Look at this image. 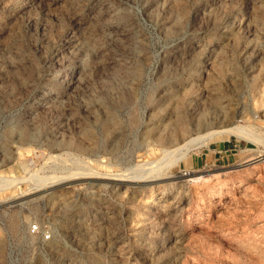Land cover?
Here are the masks:
<instances>
[{
    "label": "rangeland",
    "instance_id": "374dc122",
    "mask_svg": "<svg viewBox=\"0 0 264 264\" xmlns=\"http://www.w3.org/2000/svg\"><path fill=\"white\" fill-rule=\"evenodd\" d=\"M263 141L264 0H0V264H264Z\"/></svg>",
    "mask_w": 264,
    "mask_h": 264
},
{
    "label": "bare ground",
    "instance_id": "6f19581e",
    "mask_svg": "<svg viewBox=\"0 0 264 264\" xmlns=\"http://www.w3.org/2000/svg\"><path fill=\"white\" fill-rule=\"evenodd\" d=\"M225 133L234 134V135H237V136H240V137H248L249 138V136H246L248 134H246V132L244 131V128L242 126H240V125L239 126L238 125H234V126H230V127L223 128V129H219V130H214V129L211 130V129H208L206 132H203L202 134H199V135L194 136V137L191 136V138L187 142H185L184 145L190 149V148H193L194 146H197V145H200V144L201 145L202 144H205L210 139H212V138H214V137H216L218 135H223ZM253 139L254 138H252V140ZM255 158H257V159H255L254 161H258V160L259 161L260 160H263L264 161V152L263 153H260ZM197 178L198 177H191V179H197Z\"/></svg>",
    "mask_w": 264,
    "mask_h": 264
}]
</instances>
